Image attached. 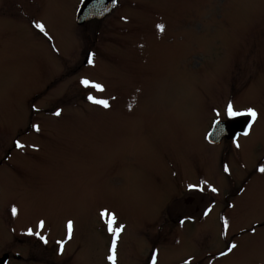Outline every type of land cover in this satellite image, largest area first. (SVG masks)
<instances>
[{
  "label": "rangeland",
  "instance_id": "374dc122",
  "mask_svg": "<svg viewBox=\"0 0 264 264\" xmlns=\"http://www.w3.org/2000/svg\"><path fill=\"white\" fill-rule=\"evenodd\" d=\"M80 3L0 0V257L110 264L107 210L117 264H264V0H117L79 25ZM228 102L258 112L240 148L206 141Z\"/></svg>",
  "mask_w": 264,
  "mask_h": 264
},
{
  "label": "snow or ice",
  "instance_id": "6c2138e0",
  "mask_svg": "<svg viewBox=\"0 0 264 264\" xmlns=\"http://www.w3.org/2000/svg\"><path fill=\"white\" fill-rule=\"evenodd\" d=\"M86 2V0H81V4L84 5ZM113 2L115 3L116 0H113ZM35 27L41 32L43 33L45 36L48 35L46 29H45V26L43 23H35ZM157 28L159 29V31L163 32L164 31V28L165 26L163 24H159L157 25ZM95 54L94 53H90L89 54V58H88V63L89 64H93V59L92 57L94 56ZM80 84L83 85L84 87L86 88H94L98 91H103L104 88H103V85L99 84V83H96V82H93V81H90L89 79L87 78H82L80 80ZM88 99L90 101H92L93 103L95 104H99V105H102L103 107L105 108H108L109 107V103L107 100H100V99H97L96 97L94 96H91L89 95L88 96ZM56 116H60L61 115V112L59 110H57L55 113H54ZM217 119L213 122V129H216L219 127L220 123H221V120H220V117H221V112L219 110L216 111L215 113ZM224 118L225 119H228V120H234L236 119L237 117H241V116H247V117H250V121L248 122L247 124V128L245 129V131L243 132V135L244 136H248L249 135V132L252 128V125L253 123H255L257 117H258V112L255 108L253 107H248L247 109L243 110V111H240V110H237L236 107L234 106V104L232 102H228L226 104V107H225V110H224ZM36 131H40V127L39 125H34ZM221 131H224V129H221ZM215 135V132H209L208 133V136L211 137ZM235 143V146L236 148H240V144L238 143L237 140H234L233 141ZM15 144H16V147L18 148H23L24 145L20 143L19 140L15 141ZM257 170L260 172V173H264V163H260L258 165V168ZM224 171L225 172H228L229 171V167L227 164L224 165ZM204 183H207V182H204ZM197 186L196 185H189V188L190 189H193V188H196ZM209 188L210 190L213 192V193H216L218 191L217 188L215 187H212L211 185H209ZM200 191H203V187L201 186L199 188ZM210 211V210H209ZM11 212H12V215H16L17 214V209L15 207H12L11 209ZM101 215L103 217H106V224H107V227H108V231L109 233H111L112 235V241H111V247H110V250H109V255L107 257V259L110 261V264H117V241L120 237V233L124 230V225L120 224V225H117V218L115 216L114 213H109L107 210L103 211L101 213ZM205 215H207V213H205ZM181 223H183V221H181ZM229 227V221L227 219L224 220V229L227 230ZM37 228L39 229L38 231H33L32 228H29L27 230V234L28 235H35L36 237L39 238V240L43 241L45 244H47L48 240H47V237L45 235H42V231L43 229L45 228V221L44 220H40L39 223L37 224ZM72 232H73V222L71 220H69L67 222V239L70 240L72 238ZM252 232L255 233V228L252 229ZM225 234H226V231H225ZM59 244V249H60V252L61 254L63 253V250H64V244L66 243V241H58L57 242ZM238 247V245L236 243H231L229 245V247L227 248V251L226 252H222L221 255H228L229 253H231L234 249H236ZM158 249L157 250H154L153 253L151 254L150 256V264H157V256H158ZM185 264H190V261H185Z\"/></svg>",
  "mask_w": 264,
  "mask_h": 264
},
{
  "label": "water",
  "instance_id": "95a60500",
  "mask_svg": "<svg viewBox=\"0 0 264 264\" xmlns=\"http://www.w3.org/2000/svg\"><path fill=\"white\" fill-rule=\"evenodd\" d=\"M116 2L114 3L113 0H86L85 4L80 6L79 10L76 14V21L78 24H83L85 21L92 20V19H101L108 14L111 13L115 6ZM250 120V117L241 116L237 117L234 120H227L221 122L219 127L216 129H212L211 132H215V135L209 137V141L211 142H218L223 134H226L227 137H231L236 134L237 131H242ZM224 129V131H221ZM6 255H3L0 258V264H4L6 262Z\"/></svg>",
  "mask_w": 264,
  "mask_h": 264
},
{
  "label": "flooded vegetation",
  "instance_id": "af4514ba",
  "mask_svg": "<svg viewBox=\"0 0 264 264\" xmlns=\"http://www.w3.org/2000/svg\"><path fill=\"white\" fill-rule=\"evenodd\" d=\"M243 111V110H242ZM216 120V119H215ZM214 120V121H215ZM221 121H226V120H228V119H224V120H222V119H220ZM254 124V123H253ZM250 133V132H249ZM208 134V133H207ZM207 134H206V138H207ZM203 136H204V134H203ZM241 136H244V135H242V134H238L237 136H236V138H228L227 136H226V134H223V136H222V138L220 139V141H218V142H216V143H210V142H208L209 144H216V145H219L221 142H222V140H230L231 142H233L234 140H238V138H240ZM225 150V149H224ZM9 158V154H7V155H5V157H4V161H7V159ZM3 163V161L2 162H0V164H2ZM189 185H193V184H191L190 182L187 184V186H188V189H189ZM103 228H104V232H106L107 234H108V228L107 227H104L103 226ZM109 249H108V246H107V249H106V253H105V256H106V254H107V251H108ZM227 251V249H225V252ZM3 255H6V257H7V259H6V262L4 263V264H12L13 262L16 264H26L24 261H23V257L19 254V253H12V252H10V251H7V252H4L3 253ZM2 255V256H3ZM1 256V257H2ZM214 256H223V255H221V253L219 252V253H217V254H215ZM0 257V258H1ZM105 258V257H104ZM88 264V263H87Z\"/></svg>",
  "mask_w": 264,
  "mask_h": 264
}]
</instances>
